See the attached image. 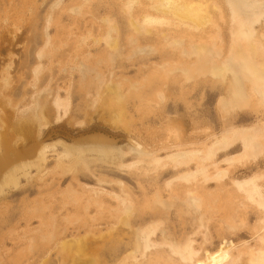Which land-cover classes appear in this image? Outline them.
I'll return each mask as SVG.
<instances>
[{
	"label": "rangeland",
	"instance_id": "1",
	"mask_svg": "<svg viewBox=\"0 0 264 264\" xmlns=\"http://www.w3.org/2000/svg\"><path fill=\"white\" fill-rule=\"evenodd\" d=\"M25 1L27 4L25 3ZM29 1L30 0H0V135L2 133L0 139L2 140L1 142H3L2 137L5 138L6 131H10L12 145L14 144V148L18 149V151H22L20 152L22 153L20 157L23 158L26 156V154H28V152H30L28 156H26V160L23 161H26L27 163L25 164L30 167L25 168L24 163V166L22 165L23 159L17 157L16 159H21L19 160L21 163L20 166L22 168L24 167V169L26 170H22V168L19 167L16 171H18L21 175L18 172H15L17 176L15 182H6V184L8 185L3 183L2 188H0V264H63L62 260L65 262L66 259L67 262H65L64 264H79L85 261L90 263L91 261L96 260L95 258L97 255L99 261L97 264H120V260L122 259V257L126 256L127 254H133V250L131 248H128L126 251H120V254L118 256L120 257V259L117 258V260L114 262L109 258V247L114 243V245L116 244L115 246L118 248L121 246V244L123 245L124 243H127L129 241V237H134V235H132L134 231L133 229L139 226L134 223V218L138 213H142V215L153 213L157 214L156 218H151V220L143 225L144 227L140 226L145 228L147 226L150 227V225H154L153 227L151 226L154 230V234L149 239L151 240L152 246L149 245L148 247L144 248L145 250L143 251V253L138 252V259L140 261V264H149L150 262L154 261H150L151 258L154 259L158 255L160 258L155 259L153 264H157L158 262H160L158 264L179 263L176 256L174 254H170V251H168V247L166 246L167 240L166 238H164V236L168 233L173 234L174 230V232H176L177 234L182 233L184 231L181 229L182 225L178 223L176 219L181 218L185 222L187 221L189 223H192L194 222L193 216L196 214L193 213V216H191V218L190 211L182 209V207H175V205L173 204V200H170L172 202L171 205L173 206H169L168 202L163 203L167 204V207L164 206L159 202L160 199L158 200L153 197L154 192L160 189L152 188L150 186V184L155 182L156 180L164 183L178 177L177 174L171 173L161 176V172L165 170L166 167H163L162 165L161 168L158 167L160 166L162 161L165 163L168 161V156L174 149L172 148L174 140V138H172L174 133L172 132L175 130V127L172 126L171 120L173 119V121L177 123L181 122L180 124H182L183 127L178 126V129H184L182 130L184 132H182L180 129L179 130L182 132L180 134H183L185 141L187 140L186 143H189V146L187 148L195 150L199 155L202 156L201 144L191 143V140H189L190 137L200 136V140L202 141V143L205 142L204 145L206 143L207 145H209L222 133V126L220 125L221 122H224V124L228 123L233 125L242 123L246 124L264 122V98L260 101V103H258L257 100L259 98L256 97H252L253 99L252 101H250L251 104H254V107L259 109L258 113L239 112L235 117H231L232 119L228 118L223 120L222 116L220 115L221 113L216 108V99H218L220 95H223L225 93V82L216 81L212 79V77H209L207 75L190 77L189 80V77H187L181 71V69H179V66L184 63L183 61H181L183 60L182 58L181 60L178 58L179 49L182 47V44L183 46H186L192 40L196 39L199 36V32L201 30H192L188 27H185L186 25H183L179 22L180 19L178 16L175 17V15H168L170 17V22L163 26L157 24L152 27L149 26L148 28L143 29L141 31L142 33L139 32L137 34L132 31L130 20L127 15H129V13L131 12L129 15V17L131 16L130 18H139L143 13L148 11L153 15H156L158 12L151 8V5H153L155 2L154 0H138V2L135 1L132 5L130 4L131 10L129 12L127 11L129 7L125 6L126 0ZM136 5H138L139 8ZM139 13L140 15L137 16ZM216 18L218 17L216 16ZM217 21L218 23H220V26L223 27V36L225 39L224 49L226 51L230 40L228 34L229 24H226L225 20L222 21L219 18L217 19ZM113 22L116 23L117 32H109V29L111 28L110 25ZM183 27L185 28L183 29ZM175 31L179 34L177 35ZM107 35H109L110 37L112 36V38L113 36L114 38H118L116 41H114V48H111V46H109L110 43L108 38H106L107 41L105 40V36L108 37ZM152 35H154V37ZM118 36L120 37V41ZM147 36L149 38H147ZM136 38L138 42L136 41ZM177 39H182L183 42L177 44ZM116 42L118 43L116 44ZM134 42L136 43L134 44ZM146 44L148 46H145ZM149 44L151 45V48L149 47ZM141 46H145L147 48L145 49L144 47V49L141 50ZM120 47H122V49H120ZM156 47H158V50L155 51ZM164 49H166V51ZM167 49H169V51ZM119 50L121 51V53L119 52ZM140 51L143 52L140 53ZM110 52L113 53L111 54ZM166 60L169 62H167ZM171 63L172 65H170ZM160 64L162 65L160 66ZM154 65L158 66L159 69L156 66V69H158V71H156ZM163 66L165 67L163 68ZM174 67L177 69V71ZM83 69L84 76L88 73L87 76H85L86 80L82 75ZM85 70H87V72ZM154 71L155 75L154 73H152ZM179 71H181L180 75L178 74L180 73ZM168 72H170V74ZM156 76L159 77L157 78ZM170 76L173 77L170 78ZM169 78H173L172 81L169 80ZM176 78H178V82L182 83H178ZM87 79L88 82H86ZM207 80L209 82H211L212 80L213 81L209 83ZM175 81L176 83H173ZM115 82V85L112 84ZM168 83H170V85ZM106 84L107 86L108 84H112L110 85V87L114 86L113 88H115L116 86L117 89H120L119 92H121L124 97L119 94L117 89H114V91L117 90V95L115 97L114 94L116 91L111 92V89H109L110 87L108 88ZM143 84L147 85L145 86ZM179 86L181 87V89ZM200 86H202V88ZM187 87H192L193 91L191 90V88L188 89ZM106 88H108L109 90ZM139 88L140 90L141 88L143 89V92L141 91L142 93L140 92V90H138ZM160 89L162 90L160 91L161 93L158 92ZM106 90L108 91V93ZM109 91L111 92L110 94L113 99L112 97H110ZM138 91L142 96L138 94L140 96L139 97L137 95ZM165 91L167 92L168 97ZM105 92L107 93V95L105 94ZM177 92L178 94H183V96L177 95ZM172 93L175 94H173L174 97L172 96ZM100 95L103 96L101 99ZM105 95L107 96V98L104 97ZM136 95L140 98L139 101ZM152 95H154L155 98L152 97ZM185 95L187 96L185 97ZM149 96L151 97V99ZM118 97L119 99L123 98L121 99L122 102L124 101L123 104L121 100L118 101ZM104 98L106 99L105 101ZM102 100L104 102L101 103ZM111 100H115L117 104L115 102H113L114 104H112ZM151 100H154L155 104L149 105V102H151ZM118 102H121L122 104V106L121 104H119L121 106L120 113L116 109V107H119ZM142 102L144 103L143 105ZM40 103L44 105V108H41L39 106ZM109 103L112 104L113 107L115 105V108L113 109L114 113L117 111L119 114L117 112L116 114H118L119 116L113 114V111H111L112 107L109 108ZM124 104L128 107H126ZM105 105L108 106V110L111 112L107 111V107L103 108V106ZM144 105H146L147 109L149 108V110L143 108L142 106ZM86 106L88 107L87 109H89V114L85 112L87 110L84 111V109H86ZM124 106L126 111L122 112L124 110ZM150 107L152 108V110L155 109V111L153 110V112L152 110H150ZM139 108H143V113L142 109L141 111L138 110ZM42 109L44 111H41ZM145 110L147 111V114L145 113ZM35 112L36 114H34ZM41 112L43 113V115ZM125 112H128L129 114ZM109 113H112L114 117L118 116V118L120 119V124L118 118V121L117 119H115L116 117L109 118ZM125 114H128L127 117L124 116ZM142 114H145L146 116L143 117ZM112 115L111 117H113ZM120 115L121 118H123L124 116L126 120L128 119L127 122L126 120L122 122L124 118L121 119ZM6 117H8L10 120H7L8 118ZM30 117H33V119L35 118L34 121L36 120V122L31 121ZM37 119H39L40 121ZM178 119L180 120V122ZM23 120L27 122L28 126L33 124L31 122L35 123L33 124L35 125L34 130L32 129L33 125H31L32 128L30 127L31 130L29 129V131H31V134H23L21 133V131L17 130L18 124L23 123ZM29 121H31L30 125L28 123ZM124 122L125 125L123 124ZM174 124L175 123H173V125ZM126 125L128 126L126 127ZM166 125H168L169 127L171 126V130L174 127V130L170 131V128H167ZM175 126L177 127L176 124ZM164 127L166 128L167 132L164 131ZM32 130L34 132H32ZM16 132L18 134H16ZM157 132L158 135L156 136ZM163 134H165L166 136ZM140 136H142L143 139ZM165 137H167L168 140L165 139ZM170 137L172 139H170ZM164 139L168 142H165ZM151 140L153 141L151 142ZM33 141H35L36 143H34ZM84 141L87 142L83 143ZM154 141L158 143L159 148L157 143ZM38 142L41 143L39 144ZM89 142H91V144H93L94 142L97 144H100L101 142V144H103L104 142L106 144L111 143L112 145L120 147L121 149H123V151H127L125 152L123 158L119 159L116 157L117 159L114 158L112 159L113 161L111 159L109 161L108 158L97 159L95 156H97L98 154L96 153H86L88 155V161L91 160L90 162L87 161L86 164H83L82 160H80L81 162L77 161L76 156L71 155V157L65 152L66 146L68 145L79 146L81 144H88ZM136 144L139 145L141 149H144L145 154L148 156L143 154L139 155L136 154V152H132V148L130 149L129 147H133ZM32 145H34L33 148ZM19 146L21 147V149L19 148ZM40 146H45V148L42 147L43 160L40 159V162L36 163L35 160L38 159L37 156L39 155V153L37 155V152L41 148ZM154 146H156V149L153 148ZM1 147L2 146L0 145V148ZM35 148L37 149L34 150ZM2 151L0 152L2 153ZM154 151L155 153H153ZM33 152L36 153H34L36 157L33 155ZM239 152L240 148L230 153H221L214 158L203 159V162L205 161V163H207L208 170L199 173L198 178L194 179H201L205 176V174H207V176L210 175L215 180L226 178L227 171L234 168L235 166L241 167V164L246 161L244 158L237 155ZM158 157H160L162 161H158ZM16 159H14V161ZM27 159L32 162L29 163ZM153 159H155V161H153ZM44 160H46V162ZM73 160H76L77 163L80 162L81 165L78 167L79 164L75 165L77 163L73 162ZM19 161H17L16 163H19ZM38 161L39 160H37V162ZM15 162H13V165L16 164ZM73 164L75 166H73L75 168L74 170L71 169ZM140 164L142 166H140ZM86 165L88 166V168L86 167ZM147 165L148 167L150 166L149 169ZM213 165L216 166L214 167ZM37 167H39V169ZM138 168L141 169L138 170ZM5 170H8V168ZM20 170H22L23 172ZM149 170H151V172H149ZM4 171L2 172L4 173ZM243 171L244 170L241 169V171H238L239 173L232 177H229L228 180L249 182L251 181L250 177L254 174L261 176L262 180H264V165L261 166V168H259L258 170L254 169L252 172L245 175L242 174ZM224 172L226 174H224ZM3 173H1L0 171V179L2 178ZM18 174L20 175L19 178ZM119 180H122L121 183L124 182L123 184L126 187V192H123L125 190L121 191V186L118 183ZM138 183H140L141 185L139 184V186ZM127 186L129 188H127ZM138 187H142V189L145 187V191H142V189H139ZM113 192L123 194L122 197H125L127 194H129L130 196H132L131 199L133 201L134 207H139H136L138 210L135 209L136 212L135 210L133 211L131 218L128 221L124 220V217L122 218L120 211L122 203H120L119 201V203L117 204L118 201L114 199V197L112 198L111 193ZM177 192L183 194V192L180 190H178ZM150 194H152L151 197ZM163 199H166V197ZM154 200L156 201V204H154V208H150L153 206L152 202L155 203ZM137 201L139 203H137ZM141 202L144 205L141 204ZM233 202L229 204L231 205L230 209L229 205L228 208L223 207V209H221L223 211L219 212L220 215H216L214 216V218H210L206 223H204L208 227L205 225H196L194 222L193 227L191 228H193V231L195 232L199 228L198 233L196 232L194 236L193 231L191 232L192 229L189 228L188 231H186L187 234L182 240H186L187 238L192 240L191 236L193 234V237L195 238V244L198 246L196 249L199 254L204 252V249L209 247L210 244L212 246L211 249H215L213 248V246L219 245L222 240L221 235H215L216 229L219 228L217 225L221 223L219 221V218H221V214L223 217L230 215V212L232 210V215L234 214V212L236 215V219L233 215V221H236V223L239 224L238 227H243L249 224L253 225L255 229H260L262 221H258L257 218H253L252 220H250V222L244 220L239 213L240 210H238L240 209L239 207H241L238 205L241 200H234ZM42 204H44V207L46 205V209L42 207ZM247 205L248 206L246 209L249 210V208H252V205H249V203H247ZM115 206L118 207L116 208ZM41 207L43 208V210ZM108 208L110 209L109 211ZM169 208L172 209L170 210ZM141 210L142 212H140ZM165 211L167 212L168 216L170 215V219H168V216L165 215ZM176 211L179 212V218H176L174 214ZM37 212L42 214L45 218L40 215H36ZM118 212L119 216L117 217ZM127 213H130V211H127ZM111 214L113 215V218L117 223L111 222V220H114L111 218ZM164 217H166L168 220L165 221ZM216 217L219 220L216 219ZM9 218L11 219L9 220ZM44 219L46 222L49 220L48 222L51 223V225H49L48 222L47 224L46 222H42L44 221ZM120 219L123 220L122 222H129L123 223L128 224L129 226H121L120 224L122 222L120 221ZM242 221L244 225L241 224ZM156 222L159 223L156 226L157 228L155 227ZM169 222H171L172 224ZM161 223L162 226L160 225ZM41 224H44V226ZM185 224L186 223H184V225ZM113 225L115 226L114 229L116 230H110V228L113 229ZM116 227H120V229L118 228L117 230ZM164 227L166 230H168L169 228V232H165L166 230L164 229ZM41 228L45 230L41 231ZM121 228H123L122 231ZM129 229L130 231L132 230V232H129ZM112 231H119V234H117L118 232L110 233ZM124 231H127L128 233H125ZM261 231H263V229H260L256 236L261 234ZM40 233L45 234V236H43V234L40 235ZM115 233L117 234L116 236ZM163 233L165 235L162 236ZM108 234L113 235L111 239ZM123 234L125 235V237L121 236ZM118 235L119 237H121V239H118ZM249 235L250 234L245 233L244 235L237 237V235L231 234L229 232L224 233V236L226 238L225 240H227L228 244H230L228 260L231 261V263L229 264H249L246 260L248 258V255H246L247 252L245 249L248 245H251L252 247H254L255 245V242L253 241L254 238L250 237ZM113 237L115 239H113ZM122 239L123 241L121 242ZM131 239L132 238H130V241L131 243H133L134 240ZM78 240H82L85 242L84 243L82 241H79L83 243V248L84 246L89 247L90 245L96 248L91 246L89 247L91 249H89L86 247L89 252L86 250V248H84L85 251L88 252H85L87 255H85L84 253L83 255H81L83 257L79 256L80 260L78 262H73L71 256L67 257L65 256L66 252H62L63 246L61 247V245L64 244L62 242H70V244L72 242L73 244L77 241L78 243ZM110 240L113 241L111 242ZM153 241L156 242L153 243ZM158 244L163 247L161 248ZM164 245L166 247H164ZM74 248L76 249V247ZM95 249H97V255L94 251L92 252V250ZM130 250H132V253L128 252ZM72 251H74V249ZM160 252H163L165 256ZM144 253L146 258L143 257ZM152 255L154 256L152 257ZM62 256L63 258H65L62 259ZM141 256L143 257V259L141 258ZM167 256L168 259H165ZM173 258L175 259V261ZM243 259L244 261H242ZM134 260L135 258H128V260H125V262H127L125 264H131Z\"/></svg>",
	"mask_w": 264,
	"mask_h": 264
},
{
	"label": "bare ground",
	"instance_id": "2",
	"mask_svg": "<svg viewBox=\"0 0 264 264\" xmlns=\"http://www.w3.org/2000/svg\"><path fill=\"white\" fill-rule=\"evenodd\" d=\"M31 1V0H30ZM29 1V2H30ZM74 1V0H73ZM138 0H126V3H125V6H128L129 8L127 9V11L129 12L131 9V5ZM153 1V0H152ZM154 4L151 5V4H148V5H151V8L153 10H156L158 13L155 15H153L151 12H145L143 13L139 18H130L129 15L128 18L130 20V26L132 27V31H134L136 34L141 32L143 29L145 28H148L149 26L152 27V26H155L156 24L157 25H160V26H163L165 24H167L168 22H170V17L168 15H175L179 17V22L183 25H186L185 27H188L192 30H198L200 31L199 33V36L192 40L188 45L186 46H183L182 44V47L179 49V54H178V58L181 60V58L183 60L184 63L179 66V69H181V71L187 76L189 77V80H190V77H199V76H209V77H212V79L216 80V81H223L225 82L226 84V89H225V93L223 95H220L218 97V99H216V108L217 110L221 113L220 115L222 116V119H228V118H233L236 116V114H238L239 112H249V113H258L259 112V109L254 107V104H251L250 101H252V99L254 97L256 98H259L257 99L258 100V103H260V101L264 98V0H154ZM24 2V1H23ZM28 2V3H29ZM125 2V1H124ZM26 3V1H25ZM27 4V3H26ZM30 4V3H29ZM122 4V3H121ZM131 4V5H130ZM137 4V3H136ZM143 4V3H142ZM146 5V4H145ZM27 6V5H26ZM138 8L139 6L136 5ZM147 6V5H146ZM144 7V6H143ZM29 8V7H28ZM27 8V9H28ZM121 8V7H120ZM137 8V9H138ZM142 8V7H141ZM136 9V10H137ZM143 9V8H142ZM147 9V8H146ZM124 10V9H123ZM143 11V10H142ZM134 12V11H133ZM141 13V12H140ZM140 13L137 15L139 16ZM136 14V13H135ZM23 15V14H22ZM136 16V15H134ZM171 16V17H172ZM216 16L221 19L222 21L225 20L226 24H229V30H228V34H229V37H230V40H229V44H228V48L224 49V31H223V27L220 26V23H218ZM109 18V17H108ZM216 18V19H215ZM127 19V18H126ZM174 19V18H173ZM128 20V19H127ZM128 20V21H129ZM172 20V19H171ZM108 21H111V20H108ZM175 21V20H174ZM177 21V20H176ZM179 23V24H180ZM180 24V25H181ZM129 26V25H128ZM111 28L109 29V32H112V31H115L117 32V26H116V23L113 22L111 25H110ZM180 27V26H179ZM183 27V29L185 28ZM157 28V26H156ZM161 28V27H160ZM163 28V27H162ZM187 28V29H188ZM188 31V30H187ZM148 32V30H147ZM176 32V31H175ZM194 32V31H193ZM129 33V32H128ZM142 33V32H141ZM145 33V32H143ZM159 33V32H158ZM162 33V32H160ZM177 33V32H176ZM197 33V32H196ZM111 34V33H110ZM179 33H177L178 35ZM191 34V33H189ZM195 34V33H193ZM141 35V34H140ZM164 35V33H163ZM174 35V34H173ZM182 35V33H181ZM180 35V37H181ZM108 37L105 36V40L106 38L109 39V43L111 46V48L113 47L114 48V41H116L118 38H112V36L110 37L109 35H107ZM131 36V35H130ZM149 36V35H148ZM147 36V38H149ZM154 37V35H152ZM157 36V34H156ZM159 36V35H158ZM172 36V35H171ZM170 36V38H171ZM194 36V35H192ZM119 37V36H118ZM128 37V35H127ZM133 37V36H132ZM145 37V36H144ZM179 37V38H180ZM112 38V40H111ZM130 38V37H129ZM139 38V37H137ZM136 38V41L138 42ZM151 38V36H150ZM163 38V37H162ZM127 39V38H125ZM155 39V38H154ZM111 40V41H110ZM149 40V39H148ZM160 40V39H159ZM162 40V39H161ZM185 40V39H184ZM191 40V39H190ZM107 41V40H106ZM119 41H120V37H119ZM135 41V40H134ZM164 41V40H163ZM168 41V40H167ZM170 41V40H169ZM174 41V40H173ZM177 44H180L182 43V39H177ZM189 41V40H188ZM113 42V43H112ZM130 42V41H129ZM118 42H116L117 44ZM136 42H134L135 44ZM165 43V42H164ZM176 43V42H175ZM133 44V45H134ZM141 44V43H140ZM163 44V43H162ZM161 44V46H162ZM168 44V43H166ZM142 45V44H141ZM120 46V45H119ZM118 46V47H119ZM145 46H148L147 44ZM144 46V47H145ZM151 45L149 44V47ZM153 46V44H152ZM159 46V45H158ZM165 46V45H164ZM144 47H140L142 48L141 50L144 49ZM148 47V48H149ZM117 48V47H116ZM147 47H145L146 49ZM151 48V47H150ZM157 48V49H156ZM155 48V51L158 50V47ZM160 48V47H159ZM167 48V47H165ZM174 48V47H173ZM172 48V49H173ZM120 49H122V47H120ZM138 49V48H137ZM170 49V48H169ZM169 49H167L169 51ZM152 50V49H150ZM166 51V49H164ZM114 51V50H113ZM118 51V50H117ZM147 51V50H146ZM144 51V52H146ZM149 51V50H148ZM119 52L121 53V51L119 50ZM118 52V54H119ZM143 52V51H142ZM140 51V53H142ZM153 52V51H152ZM177 52V51H175ZM111 54L113 52H110ZM109 53V54H110ZM40 54V53H39ZM108 54V55H109ZM176 54V53H175ZM115 55V53H114ZM113 55V56H114ZM151 55V54H150ZM156 55V54H155ZM146 57V56H144ZM177 57V56H176ZM143 58V57H142ZM152 58V57H150ZM167 61V60H166ZM172 61V60H171ZM176 61V60H175ZM180 61V62H181ZM169 62V61H167ZM174 62V61H173ZM177 62V61H176ZM154 64V63H153ZM164 64V63H162ZM160 64V66L162 65ZM169 64V63H168ZM180 64V63H178ZM158 65V64H157ZM156 65V66H157ZM172 65V63L170 64ZM155 66V65H154ZM156 66H155V69H156ZM159 66V65H158ZM157 66V68H158ZM165 66H163L164 68ZM167 67V66H166ZM169 68V67H168ZM175 68V67H174ZM159 69V68H158ZM158 69H156V71H158ZM89 70V69H88ZM173 70V68H172ZM175 70L177 71V69L175 68ZM84 69L82 70V75L84 76ZM87 72V70H85ZM153 71V69H152ZM165 71V70H164ZM181 71H179L180 73H178L179 75L181 74ZM90 72V71H88ZM154 73L155 75V71L152 72ZM161 73V72H160ZM170 74V72H168ZM167 73V74H168ZM88 74V73H87ZM87 74H85V76H87ZM159 75V74H157ZM176 75V74H175ZM84 76V79L86 80V77ZM174 76V74H173ZM173 76H170L173 77ZM89 77V76H88ZM157 77V76H156ZM159 77V76H158ZM157 77V78H158ZM91 78V77H90ZM152 78H155V77H152ZM172 81V79H170ZM185 78V77H184ZM183 78V80H184ZM177 79V82H178V78ZM196 79V78H195ZM202 79V78H201ZM200 79V80H201ZM205 79V78H203ZM91 80V79H90ZM180 80V79H179ZM192 80V79H191ZM209 80V79H208ZM207 80V81H208ZM99 81V80H98ZM195 81V80H194ZM205 81V80H204ZM213 81V80H212ZM211 81V82H212ZM88 82V79L87 81ZM100 82V81H99ZM193 82V81H192ZM191 82V83H192ZM209 82V81H208ZM209 82V83H211ZM172 83V82H171ZM173 83H176L173 82ZM178 83H182V82H178ZM196 83V82H195ZM206 83V82H205ZM84 84V83H83ZM89 84V83H88ZM87 84V85H88ZM112 84H116L115 83H112ZM110 84V85H112ZM118 84V83H117ZM167 84V83H166ZM170 85V83H168ZM204 84V83H203ZM110 85L106 84V86L109 88ZM143 85H147V84H143ZM178 85V84H177ZM186 85V84H185ZM193 85V84H192ZM205 85V84H204ZM224 85V84H223ZM122 86V85H121ZM144 86V87H145ZM176 86V85H175ZM189 86V85H188ZM194 86V85H193ZM203 86V85H202ZM202 86H200L202 88ZM87 87V86H86ZM98 87V86H96ZM114 86L110 87L109 89H111V92L114 91V89H117V87L115 86V88H113ZM180 87V86H179ZM106 88V89H108ZM143 88V87H142ZM141 88L138 89L140 90V92L143 90ZM147 88V87H146ZM145 88V89H146ZM174 88V87H173ZM188 88V87H187ZM191 90L193 89L192 87H190ZM188 88V89H190ZM200 88V89H201ZM108 89V90H109ZM170 89V88H168ZM179 89V88H177ZM181 89V87H180ZM198 89V88H197ZM118 92L120 89H117ZM117 90H115V94L114 96L116 97V93H117ZM147 90V89H146ZM107 91V90H106ZM162 91L161 89L158 91L160 92ZM168 91V90H167ZM172 91V90H171ZM169 91V92H171ZM193 91V90H192ZM109 91V94L111 93ZM132 92V91H131ZM137 92V91H136ZM143 92V91H142ZM141 92V93H142ZM155 92V91H154ZM166 92V91H165ZM168 92V93H169ZM185 92V90H184ZM190 92V90H189ZM103 93V92H102ZM101 93V94H102ZM108 93V91H107ZM107 93L105 92V94L107 95ZM135 93V92H133ZM146 93V92H145ZM161 93V92H160ZM180 93V92H179ZM182 93H183V90H182ZM188 93V92H187ZM104 94V93H103ZM113 94V93H112ZM119 94L122 95L121 92H119ZM124 94V93H123ZM140 95L142 96L139 91L137 93V95ZM155 94V93H154ZM163 94V93H162ZM174 93H172V96H173ZM104 96L105 98H107V96ZM136 95V97H137ZM138 95V96H139ZM166 95L168 97V94L166 92ZM165 95V96H166ZM170 95V94H169ZM175 95V94H174ZM177 95H181L178 94L177 92ZM189 95V94H187ZM185 95V97L187 96ZM109 96V95H108ZM139 96V97H140ZM163 96V95H162ZM178 96V98H179ZM183 96V94L181 95ZM103 96L100 95V99L102 98ZM110 97L111 94H110ZM114 97V98H115ZM122 97H124L122 95ZM135 97V96H133ZM139 97H137L138 101H139ZM150 97V96H149ZM149 97H148V100H149ZM152 97H154V95H152ZM166 97V98H167ZM171 97V96H170ZM174 97V96H173ZM176 97V96H175ZM253 97V98H252ZM104 98V101L106 100ZM109 98V97H108ZM130 98V97H129ZM155 98V97H154ZM165 98V97H164ZM164 98H163V101H164ZM111 99V98H110ZM109 99V101H110ZM113 99V97H112ZM123 99V98H121ZM121 99H119L118 97V101H120ZM128 99V98H127ZM131 99V98H130ZM142 99V98H141ZM147 99V98H146ZM151 99V97H150ZM153 99V98H152ZM162 99V98H161ZM187 99V98H186ZM116 100V99H115ZM112 101V104H114L113 102L116 103V101ZM134 100V99H132ZM157 100V99H156ZM166 100V99H165ZM177 100V99H176ZM189 100V99H188ZM103 100L101 101L104 102ZM145 101V100H144ZM110 102V103H111ZM122 102V100H121ZM121 102L119 103L118 102V105L121 104ZM124 102V101H123ZM122 102V104H123ZM153 102V103H152ZM109 103V104H110ZM150 104L149 105H152V104H155V101L151 100V102H149ZM159 103V102H158ZM190 103V102H188ZM105 104V103H104ZM112 104H110L109 108L112 107V110L113 111V114L115 115L116 112L118 111L119 113L121 112L120 108L122 106L119 105V107L117 109V111L114 113V108H115V105L114 107L112 106ZM117 104V103H116ZM144 103L142 102V105ZM157 104V103H156ZM185 104V102H184ZM192 104V103H190ZM195 104V103H194ZM107 105H108V102H107ZM105 105L103 106L104 107H107V111L108 112H111L108 110V106ZM116 105V106H118ZM125 105V104H124ZM159 105V104H158ZM164 105V104H163ZM189 105V104H188ZM39 106L41 108H44V105H42L41 103L39 104ZM38 106V107H39ZM88 106V105H87ZM86 106V109L87 111H85L86 113L89 114V109H87L88 107ZM126 106V105H125ZM125 106H124V110H123V107H122V112L126 111L125 109ZM146 105L142 106L143 108L147 109V106L145 107ZM155 106V105H154ZM128 107V106H126ZM149 107V106H148ZM159 107V106H158ZM177 107V106H176ZM187 107V106H186ZM143 108L142 109V113H143ZM156 108V107H155ZM163 108V107H162ZM39 109V108H38ZM141 109L139 108L138 110L141 111ZM165 109V108H164ZM103 110V109H102ZM106 110V108H105ZM104 110V111H105ZM149 110V108L147 109ZM150 110H152V108L150 107ZM155 111V109H153ZM152 110V111H153ZM186 110V109H185ZM188 110V109H187ZM41 111H44L43 109ZM103 111V113H104ZM153 111V112H154ZM189 111V110H188ZM37 112V110H36ZM36 112L34 114H36ZM40 112V111H39ZM106 112V113H108ZM117 112V113H118ZM147 111L145 110V113ZM181 112V111H180ZM42 113V112H41ZM40 113V114H41ZM85 113V114H86ZM118 113V114H119ZM125 113H128V112H125ZM159 113V112H158ZM157 113V114H158ZM162 113V112H161ZM168 113V112H167ZM182 113V112H181ZM229 113V114H228ZM39 114V116H40ZM116 114V115H118ZM122 114V113H121ZM124 114V113H123ZM129 114V113H128ZM127 114V115H128ZM147 114V113H146ZM183 114V113H182ZM43 115V113H42ZM112 113L108 114V116H110L109 118H115L114 115H112L113 117H111ZM127 115L125 114L124 116L127 117ZM34 116V115H33ZM36 116V115H35ZM119 116V115H118ZM118 116L115 118L117 119ZM123 116V118H124ZM142 116H146L145 114ZM141 116V117H142ZM38 117V115H37ZM43 117V116H42ZM188 117V116H187ZM186 117V118H187ZM8 118V117H6ZM31 121H34L33 117H30ZM40 118V117H39ZM120 118H121V115H120ZM121 118V119H123ZM130 118V117H128ZM184 118V117H183ZM190 118V117H189ZM231 118V119H232ZM33 119V120H32ZM119 119V118H118ZM117 119V121H118ZM7 120H10L9 118ZM29 120V119H28ZM39 120V119H37ZM114 120V119H113ZM126 119L124 118L123 121H125ZM128 120V119H127ZM126 120V122H127ZM165 120V119H164ZM179 120V119H178ZM29 121V125L31 123L35 124L34 122H36V120L34 122H31ZM40 121V120H39ZM116 121V122H117ZM173 119L171 120V124L172 126L175 127V130H174V127L172 130H174L172 133H174V137L172 136V138H174L173 140V146L172 148L173 151L172 153L168 156V161L169 163H165L162 161V159L160 157H158V161H162V163L160 164L157 160V162L160 164V166L158 167H166L165 170H163L161 172V176L164 175V174H177L178 177L172 179V180H169V181H166L164 183L160 182L159 180H156L155 182L153 183H148L150 184V186L152 188H158L160 190L158 191H155L154 194H153V197L155 199H160L159 202L160 203H165V202H168V205L169 206H173L171 205L172 202L170 200H173V204L175 205V207H182V209H186L187 211H190L191 216H193L192 214L195 213L196 215L193 216V221L195 222V224H199L200 226H207L206 223L210 218H214V216L216 215H220L219 212H222L223 210V207H227L228 208V205L230 203H232L234 200L236 201H239L241 200V202L238 203L240 209V215L242 216V218L246 221H249L252 220L253 218H257L258 221H262V225H260V229H263V231H261V234H259L258 236H256V234L258 233V231L260 229H255L253 227V225H245V226H241V227H238L239 224L236 223V221L234 222L233 221V215L235 216V219H236V215H235V212L234 214L232 215V212L233 210L230 212L231 214L228 215V216H222L221 214V218H217L221 223H219L217 226L219 228L216 229V234L215 235H221L222 237V240L221 242L219 243V245H216V246H213V248L215 249H211V244L209 245V247L205 248L204 249V252H202L201 254L198 253L197 251V245L195 244V238L193 237V234L195 236L196 232L198 233V230L195 232L193 231V224L194 222L192 223H189V222H185L183 221L181 218L180 219H176L178 221V223H180L182 226H181V229L184 230L182 233H176L173 231V234L172 233H168L167 235H165L164 233L167 232L169 230H166L165 227L164 229L166 230L163 234L165 235L164 238H166L167 240V247H168V251H170V254H174L176 256V258L178 259V262L180 264H229L231 263V261L228 260V257H229V247H230V244H228V241L225 240V236H224V233L226 232H229L231 234H235L237 235V237H240L241 235H244L245 233L246 234H250L249 236L254 238L253 241L255 242V245L254 247H252L251 245H248L246 247V255H248V258L246 259L247 262L249 264H264V180H262V177L259 176V175H252L250 177V180L249 182H241V181H230L228 180L229 177H232L234 175H236L237 173H239L238 171H241V169H243L244 171L242 172L243 175L245 174H248L250 172H252L254 169H259L261 168V166L264 165V122H259V123H242V124H238V125H233V124H228V123H225L224 122H221V126H222V133L216 138L214 139L209 145H207V143L204 145V143H202V141L200 140V136H195V137H188L189 140H191V143L193 144H201V147H202V156L199 155L195 150H191V149H188L187 147L189 146V143H186L187 140L185 141L184 139V136L183 134H180L184 131L183 128L182 129H178V126L179 127H183L182 124H180V120L179 122L180 123H177L175 121H173ZM31 122V123H30ZM226 122V121H225ZM7 123V122H6ZM170 123V122H169ZM173 123H175L177 125V127L175 126V124L173 125ZM31 124V125H33ZM119 124H120V119H119ZM125 125V122L123 123ZM127 124V123H126ZM168 124V123H167ZM170 124V125H171ZM182 126H180V125ZM31 125L28 126L27 122L23 120V123H19L18 126H17V130L18 131H21V133L23 134H31L29 131V129L31 130ZM34 126L33 125V130H34ZM128 125H126L127 127ZM131 126V125H130ZM15 127V126H13ZM31 127V128H30ZM166 127L168 128L169 126L166 125ZM171 127V126H170ZM169 127V128H170ZM165 128V127H164ZM172 128V127H171ZM170 128V131H172ZM214 128V127H213ZM11 129H12V126H11ZM16 129V128H15ZM215 129V128H214ZM14 130V129H13ZM32 130V132H34ZM163 130V129H162ZM168 130V129H167ZM155 131V130H154ZM164 131H166V128L164 129ZM169 131V132H170ZM180 131V132H179ZM14 132V131H13ZM140 132V131H139ZM142 132V131H141ZM156 132V131H155ZM167 132V131H166ZM186 132V131H185ZM5 133V132H4ZM160 133V132H159ZM16 134H18L16 132ZM22 134V135H23ZM170 134V133H169ZM4 135V134H3ZM13 135V134H12ZM34 135V134H32ZM145 135V134H144ZM152 135V134H151ZM158 135V132L156 134V136ZM162 135V134H161ZM160 135V137H161ZM165 135V134H163ZM168 135V134H167ZM171 135V134H170ZM169 135V136H170ZM2 136V133L1 135ZM15 136V135H14ZM13 136V137H14ZM143 136V135H142ZM140 136V137H142ZM166 136V135H165ZM168 136V137H169ZM186 136V135H185ZM33 137V136H32ZM1 138V137H0ZM170 137V139H172ZM3 142H1L2 140L0 139V144L2 147L0 148L2 151V153L0 154V171L1 173H3L2 171H4L5 169L8 168V170H5L3 175H2V178L0 179V188H2L3 186V183L6 184V182H15L16 180V173L15 172H18L16 171L20 166V161L21 159H16L17 157H20L22 153V151H18V149H15L14 148V144L12 145V139H11V132L10 131H6L5 133V138H3ZM143 139V137H142ZM146 139V138H145ZM158 139V138H157ZM165 139L168 140L167 137H165ZM164 139V140H165ZM169 139V140H170ZM34 140V138H33ZM165 140V142L167 141ZM153 140H151L152 142ZM14 142V140H13ZM34 143H36L35 141H33ZM87 141H84L83 143H85ZM144 142V140H143ZM142 142V143H143ZM156 142V141H154ZM153 142V143H154ZM168 142V141H167ZM189 142V141H188ZM39 144L41 142H38ZM95 143V142H94ZM91 144V142H89L88 144H81L79 146H76V145H68L66 146V149H65V152L66 154H69L70 156H76V160L77 161H80L82 160V163L83 164H86V162L88 161L87 157L88 155L86 153H96L98 154L97 156H95L97 159L98 158H108L109 161L110 159H114V158H123V156L125 155V152L127 151H123V149H121L120 147L116 146V145H112L111 143H103V144ZM157 143V142H156ZM172 143V142H171ZM38 144V146H39ZM170 144V142H169ZM168 144V145H169ZM42 145V144H41ZM153 145V144H152ZM158 145V143H157ZM163 145V143H162ZM16 146V145H15ZM28 146V145H27ZM31 146V145H30ZM34 145H32V148H33ZM161 146V145H160ZM18 147V146H17ZM16 147V148H17ZM23 147V146H22ZM26 147V146H25ZM24 147V148H25ZM41 148L39 149V151L37 152V155L39 153V155L37 156L39 160L37 162V160H35L36 163H39L40 162V159L43 160V148H45V146H40ZM156 146H154L153 148H155ZM19 148L21 149V147L19 146ZM30 148V147H29ZM131 149L132 152H136V154H139V155H146L145 154V150L144 149H141L139 145H134L133 147H129ZM158 148H159V145H158ZM240 148V152L237 154L239 156H241L242 158H244L246 161L241 164V167H234L232 169H230L229 171H227V177L226 178H222V179H218V180H215L213 177H211L210 175L207 176V174H205V176L203 178H199V179H194V178H198V174L201 173V172H204V171H207L208 168H207V163H205V161L203 162V159H207V158H214L215 156H218L220 155L221 153H230L236 149ZM37 148H35L34 150H36ZM146 149V148H145ZM152 149V148H151ZM156 149V148H155ZM163 149V148H162ZM166 149V148H164ZM168 149V148H167ZM28 150V149H27ZM160 150V149H159ZM158 151V150H157ZM25 152V151H24ZM30 152H28L29 154ZM35 152H33V155H34ZM149 153V152H148ZM152 153V152H151ZM155 153V151L153 152ZM28 154H26V156H28ZM36 154V153H35ZM130 155V153H129ZM153 155V154H151ZM24 156V155H22ZM26 156L25 157H20L22 158V165L24 163V167L26 168H29L27 166V163L26 161L23 162L24 160H26ZM35 156V155H34ZM62 156V155H61ZM71 156V157H72ZM148 156V155H146ZM150 156V155H149ZM31 157V156H29ZM28 157V159H29ZM36 157V156H35ZM34 157V158H35ZM41 157V158H40ZM69 157V156H68ZM126 157V156H125ZM140 157V156H139ZM25 158V159H24ZM33 158V159H34ZM79 158V159H78ZM95 158V159H96ZM116 158V159H117ZM154 158V157H153ZM14 159H16L17 161H19V163H16L14 161ZM27 159V160H28ZM90 159V158H89ZM118 159V160H119ZM126 159V158H125ZM156 159V158H155ZM155 159H153V161H155ZM47 160V159H46ZM46 160H44L46 162ZM76 160H73V162H76ZM138 160V159H137ZM164 160V159H163ZM91 161V160H90ZM88 161V162H90ZM105 161V160H104ZM113 161V160H112ZM134 161V160H133ZM132 161V162H133ZM136 161V160H135ZM143 161V160H142ZM141 161V162H142ZM152 161V159H151ZM13 162H15L16 164L13 165ZM28 162H32L30 160H28ZM34 162V161H33ZM34 162V163H35ZM81 162V161H80ZM79 163L75 164V165H78V167L81 165ZM120 162V161H118ZM138 162V161H137ZM191 162H196V163H191ZM33 163V165H34ZM35 163V164H36ZM109 163V162H108ZM112 163V162H111ZM134 163V162H133ZM133 163H132V166H133ZM143 163V162H142ZM146 163V162H145ZM18 164V166H17ZM68 164V163H67ZM88 164V163H87ZM152 164V163H151ZM150 164V166H151ZM154 164V162H153ZM37 165V164H36ZM39 165V164H38ZM66 165V164H65ZM89 165V164H88ZM139 165V164H138ZM162 165V166H161ZM209 165V164H208ZM67 166V165H66ZM71 166V165H69ZM68 166V167H69ZM74 164L72 165L71 169H75L74 167ZM83 166V165H82ZM124 166V165H123ZM131 166V165H130ZM140 166H142L140 164ZM149 166V167H150ZM210 166V165H209ZM214 167L216 165H213ZM24 167L22 168V170H26L24 169ZM42 167V166H41ZM86 167L88 168V166L86 165ZM135 167V166H134ZM144 167V166H143ZM148 167V165H147ZM148 167V169H149ZM39 169V167H37ZM146 168V167H145ZM155 168V167H154ZM153 168V169H154ZM42 169V168H41ZM78 169V168H77ZM76 169V170H77ZM133 169V168H132ZM136 169V168H135ZM141 168H138V170H140ZM143 169V168H142ZM156 169V168H155ZM154 169V170H155ZM163 169V168H162ZM20 170V171H22ZM75 170V171H76ZM153 170V171H154ZM160 170V169H159ZM194 170V171H192ZM41 171V170H40ZM134 171V170H133ZM161 171V170H160ZM159 171V172H160ZM23 172V171H22ZM26 172V171H25ZM74 172V171H73ZM140 172V171H139ZM146 172V171H145ZM149 172H151V170H149ZM148 172V173H149ZM19 173V172H18ZM141 173V172H140ZM223 173V172H222ZM20 174V173H19ZM18 174V178L19 175ZM23 174V173H22ZM224 174H226L224 172ZM147 175V173H146ZM140 176V175H139ZM75 177V176H73ZM17 178V179H18ZM138 178V177H137ZM101 180V179H99ZM108 180V179H107ZM184 180V181H183ZM111 181V180H110ZM109 181V182H110ZM114 181V180H113ZM112 181V182H113ZM122 181V180H121ZM121 181L119 180L118 183L119 185L121 186V191L123 192H126V187L124 186V182L121 183ZM108 183V182H107ZM11 184V183H10ZM123 184V185H121ZM140 183H138L139 185ZM8 185V184H6ZM141 185V184H140ZM139 185V186H140ZM143 187V186H142ZM142 187H138L139 189H142ZM69 188V187H68ZM127 188H129L127 186ZM148 188V187H147ZM149 189V188H148ZM1 190V189H0ZM180 190L183 192L182 193H178L177 191ZM108 191V190H107ZM142 191H145V187L142 189ZM112 192V191H110ZM132 192V191H131ZM112 194V198L114 197V199H116L118 202L117 204L119 203H122L121 204V216L124 220L128 221L130 218H131V215L133 213V211L139 207H134L133 205V201L131 199L132 196H130L129 194H127L125 197H122L123 194L121 193H111ZM134 194V192H133ZM152 194H150V197H151ZM109 196V195H108ZM134 196V195H133ZM152 197V198H153ZM166 199H163L165 198ZM99 198V197H98ZM135 198H136V195H135ZM134 198V199H135ZM153 198V199H154ZM133 199V200H134ZM151 199V198H150ZM165 200V201H164ZM43 201V200H42ZM96 201V200H95ZM139 201V200H138ZM137 201V203H139ZM143 201V200H142ZM145 201V199H144ZM149 201V200H148ZM153 201V200H152ZM151 201V202H152ZM155 201V200H154ZM170 201V203H169ZM136 202V201H135ZM147 202V201H146ZM150 202V201H149ZM158 203V202H157ZM234 203V202H233ZM247 203H249V205H252V208L250 209L249 207V210L246 209L247 208ZM141 204H143L141 202ZM148 204V203H147ZM153 206L150 207V208H154V204H156V201L155 203H153ZM44 204H42V207L44 209H46V205L45 207L43 206ZM137 205V204H136ZM144 205V204H143ZM164 206L167 207V204H163ZM235 205V204H234ZM38 206V205H37ZM156 206V205H155ZM168 206V207H169ZM230 206L229 205V209H230ZM236 206V205H235ZM41 207V208H42ZM88 207V206H87ZM109 207V206H108ZM116 207V206H115ZM118 207V206H117ZM116 207V208H117ZM145 207V206H144ZM158 207V206H157ZM156 207V208H157ZM165 207V208H166ZM237 207V206H236ZM37 208V207H35ZM39 208V207H38ZM42 208V210H43ZM86 208V207H85ZM111 208V207H110ZM162 208V207H161ZM233 208V207H232ZM242 208V210H241ZM145 209V208H143ZM170 209V208H169ZM172 209V208H171ZM170 209V210H171ZM225 209V208H224ZM35 210H38V209H35ZM110 209L108 208V211ZM115 210V208H114ZM113 210V211H114ZM117 210V209H116ZM138 210V209H137ZM156 210V209H155ZM159 210V208H158ZM162 210V209H161ZM165 210V209H164ZM163 210V212H164ZM168 210V208H167ZM180 210V209H178ZM228 210V209H227ZM112 211V209H111ZM127 211L130 213H127ZM147 211V210H145ZM144 211V212H145ZM150 211V210H149ZM40 212V211H39ZM39 212L36 213V215H40L42 217H44L42 214H40ZM115 212V211H114ZM113 212V213H114ZM136 212V210H135ZM139 212V211H138ZM142 212V210L140 211ZM153 212V211H151ZM184 212V211H183ZM225 212V210H224ZM189 213V214H190ZM228 213V212H227ZM124 214V215H123ZM135 214V213H134ZM141 214V215H140ZM138 213L135 218H134V223L139 225L137 228L133 229V234L134 237H129V241H125L127 243H124L123 245L121 244L120 247H116L114 245V243L109 247V250H110V259L113 260L114 262L117 260V258L120 259L119 254H120V251L122 250H127L128 248H131L133 250V254H125L126 256L122 257V259L120 260V264H125L127 262H125V260L128 258H135V260L133 261V263L131 264H140V261L138 259V252H142L145 250L144 248L148 247L149 245L152 246V243H151V240H149L151 238V236H153V232L154 230L152 229V225L147 226L145 228H143L144 224H146L149 220L154 219L156 218L157 214L153 213V214H148V215H142V213ZM175 216L176 218L178 217L179 218V212L176 211L175 213ZM209 214V215H208ZM35 215V216H36ZM112 215V214H111ZM165 215H167V212L165 211ZM184 215V214H183ZM188 215V213H187ZM226 215V213H225ZM119 216V212L117 214V217ZM168 216V215H167ZM170 216V215H169ZM168 216V219H170ZM110 217V216H108ZM220 217V216H219ZM233 217V218H232ZM45 218V217H44ZM112 219L113 218V215L111 216ZM160 218V216H159ZM158 218V219H159ZM187 218V217H186ZM192 218V217H191ZM207 218V219H206ZM232 218V219H231ZM238 218V217H237ZM11 218H9L10 220ZM165 221H167L168 219L166 217H164ZM187 220V219H186ZM49 221V220H48ZM47 221V222H48ZM120 221L122 222L123 220L120 219ZM131 221V220H130ZM182 221V223H181ZM7 222V221H6ZM42 222H46L45 219L44 221ZM46 222V224H47ZM51 222V221H50ZM110 222V221H109ZM111 222L113 223H117L115 222V219L114 220H111ZM125 222V221H124ZM124 222H122L120 225L125 227V225L127 226L128 224H123ZM162 222V221H161ZM212 222V221H211ZM215 222V221H214ZM49 223V222H48ZM125 223H129V222H125ZM171 223V222H169ZM184 223H186L184 225ZM241 223V222H240ZM246 223V222H245ZM157 223L156 222V225L155 227L157 226ZM166 224V223H165ZM172 224V223H171ZM209 224V223H208ZM242 225H244L243 221L241 223ZM44 226V224H41ZM49 225H51V223H49ZM149 225V224H148ZM162 226V223L160 224ZM184 225V226H183ZM42 226V227H43ZM46 226V225H45ZM112 226V224H111ZM117 226V225H116ZM119 226V225H118ZM129 226V225H128ZM131 226V225H130ZM140 226H143V227H140ZM152 226V227H151ZM195 226V225H194ZM210 226V225H209ZM223 226V227H222ZM167 227V225H166ZM208 227V226H207ZM206 227V228H207ZM115 226L113 225V229L110 228V230H116L114 229ZM117 230L118 228L120 229V227H116ZM129 228V227H127ZM131 228V227H130ZM157 228V227H156ZM162 228V227H161ZM192 229L191 232L193 231V234L191 236L192 240H190L189 238H187L186 240H182L185 235L187 234L186 231H188V229ZM47 229V227H46ZM123 228H121V231H122ZM208 229V228H207ZM236 229V230H234ZM41 231L42 230H45V229H40ZM128 230V229H127ZM160 230V229H159ZM181 230V231H182ZM204 230V229H202ZM227 230V231H226ZM40 231V232H41ZM120 231V232H121ZM164 231V230H163ZM46 232V231H45ZM113 232H118L117 234H119V231H112L110 233H113ZM125 232V231H124ZM129 232H132V230L130 231L129 229ZM169 232V231H168ZM190 232V233H191ZM115 233V236L117 235ZM125 233H128L127 231ZM158 233V232H157ZM161 233V232H160ZM43 234V233H42ZM40 233V235H42ZM122 234V233H121ZM109 235V234H108ZM128 235V234H126ZM130 235V234H129ZM161 235V234H160ZM198 235V234H197ZM262 235V237H261ZM43 236H45V234H43ZM110 236V239L112 238L113 235H109ZM121 236H124L125 235H121ZM131 236V235H130ZM155 236V235H154ZM161 236V237H162ZM199 236V235H198ZM119 237V235H118ZM127 237V238H128ZM108 238V237H107ZM117 238V237H116ZM130 238H132L134 240V244L131 243L130 241ZM109 239V238H108ZM113 239H115L113 237ZM118 239H121V237H119ZM131 239V240H132ZM162 239V238H161ZM79 241H82V240H78V243L77 241L74 242L73 244L76 245L74 246L71 242L68 243V242H62L64 243L63 245H61V247L63 246V251L62 252H66L65 256H71V258L73 259V262H78L80 259H79V256L80 257H83L81 255H83L86 251L84 248H86L84 246V248L82 247L83 246V243L84 241L82 242H79ZM111 242L113 240H110ZM117 241V240H116ZM123 241V239L121 240V242ZM115 242V241H114ZM156 242V241H155ZM153 241V243H155ZM159 242V241H158ZM85 243V242H84ZM157 244V243H156ZM161 244V243H160ZM158 244V245H160ZM73 245V246H72ZM86 245V244H85ZM88 245V244H87ZM164 245V247H166ZM89 246V245H88ZM92 245H90L89 247H91ZM109 246V245H108ZM76 247V249L74 248ZM87 247V248H89ZM94 247V246H92ZM161 247V245H160ZM163 247V246H162ZM161 247V248H162ZM86 248V250H87ZM96 248V247H94ZM98 248V246H97ZM61 249V248H60ZM74 249V251H72ZM91 249V248H89ZM159 249V248H158ZM132 250L128 251V252H131ZM156 250V249H155ZM162 250V249H161ZM160 250V251H161ZM88 251V250H87ZM95 252L96 255H97V249L95 250H92V252ZM99 251V250H98ZM101 251V250H100ZM89 252V251H88ZM86 252V253H88ZM150 252V251H149ZM158 252V251H157ZM85 253V255H87ZM132 253V252H131ZM146 253V252H145ZM145 253H144V256H145ZM151 253V252H150ZM161 253V252H160ZM159 253V254H160ZM163 253V252H162ZM161 253V254H162ZM124 254V253H123ZM168 254V255H170ZM64 255V254H62ZM95 255V254H94ZM142 255V254H141ZM149 255V254H148ZM164 255V253H163ZM122 256V255H121ZM140 256V255H139ZM154 255H152L153 257ZM165 256V255H164ZM66 257V258H67ZM143 257L141 256V258L143 259ZM171 257V256H170ZM65 258V257H64ZM63 256H62V259H64ZM70 258V259H71ZM95 258V257H94ZM140 258V257H139ZM144 258V259H145ZM148 258V257H147ZM160 258L159 255L152 259L150 261H155V259H158ZM69 259V258H68ZM96 260H93L91 261L90 263L88 262H82V263H79V264H97L99 261H98V255L96 256L95 258ZM141 259V260H142ZM162 259V257H161ZM165 259H168V256L165 258ZM174 259V258H173ZM146 260V259H145ZM245 260V262H246ZM72 261V260H71ZM84 261V259H83ZM149 261V262H150ZM153 261V262H154ZM157 261V260H156ZM173 261V260H172ZM175 261V259H174ZM244 261V259L242 260ZM63 264L65 262H67V259L65 260V262L62 260ZM93 262V263H92ZM146 262V261H145ZM153 262H150L149 264H153ZM162 262V261H161ZM144 263V262H143ZM160 263V262H158ZM157 263V264H158ZM172 263V262H171ZM179 263H176V264H179ZM71 264V263H70ZM73 264V263H72ZM169 264V263H168ZM173 264V263H172Z\"/></svg>",
	"mask_w": 264,
	"mask_h": 264
}]
</instances>
